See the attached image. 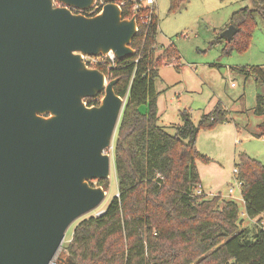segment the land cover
I'll list each match as a JSON object with an SVG mask.
<instances>
[{"label":"water","instance_id":"obj_1","mask_svg":"<svg viewBox=\"0 0 264 264\" xmlns=\"http://www.w3.org/2000/svg\"><path fill=\"white\" fill-rule=\"evenodd\" d=\"M0 0V264H76L56 258L68 228L97 209L125 99L118 79L82 56H134L138 27L117 0ZM230 25L220 38L230 41ZM102 94L98 106L86 99ZM48 115L45 117V115Z\"/></svg>","mask_w":264,"mask_h":264},{"label":"trees","instance_id":"obj_2","mask_svg":"<svg viewBox=\"0 0 264 264\" xmlns=\"http://www.w3.org/2000/svg\"><path fill=\"white\" fill-rule=\"evenodd\" d=\"M253 8L233 13L230 25L237 30L224 51H244L259 18L264 23V0H250ZM139 0H117L124 19L136 18L138 31L130 47L134 56L115 61L114 67L98 66L107 81L118 79L117 96L125 99L113 146V170L117 195L99 216L78 222L64 247L76 264H264V165L240 154L236 179L240 183L244 215L257 220L251 236L241 227L238 205L220 195L207 199L201 192L196 162L211 160L200 154V131H212L228 122L220 104L195 124L187 110L170 135L159 125L155 83L163 66L178 64L174 46L157 45L159 20L152 8L134 12ZM190 0H168L169 13L179 12ZM152 12L150 22L141 17ZM160 49L157 55V50ZM264 87V73L252 71ZM102 94L86 99L98 106ZM146 106V112L140 108ZM253 114L262 120L255 138L264 136V95L256 98ZM92 185V182L90 183ZM108 190V180L97 181Z\"/></svg>","mask_w":264,"mask_h":264},{"label":"rangeland","instance_id":"obj_3","mask_svg":"<svg viewBox=\"0 0 264 264\" xmlns=\"http://www.w3.org/2000/svg\"><path fill=\"white\" fill-rule=\"evenodd\" d=\"M254 6L250 0H190L179 12L170 14L168 0H155L159 18L158 46L162 50L174 46L180 57L177 65H166L159 70V79L155 83L159 125L173 135L174 127L180 124L179 113L183 110L189 111L195 124L218 104L227 112L228 123L240 130L237 144L232 139L227 140L226 128H222L226 124L218 125L216 132L200 131L196 148L198 150L199 139L200 149L207 150L204 152L210 156L206 155L212 164L197 161V165L206 192H219L223 196L220 208L224 201L236 202L242 220L241 227L248 228L251 236L257 229V220H249L244 215L240 188L233 170L240 154H247L264 165V137L249 138L250 134L257 131L262 120L253 114V110L257 96L264 95V87L256 82V75L252 71L260 68L264 73V23L256 18L257 26L244 51L234 49L227 54L224 48L229 41L220 38V34L230 26L233 13ZM140 110L144 113L147 108L142 106ZM216 140L218 142L215 143ZM218 143L222 149L227 147L226 157L220 155L216 147ZM112 151L106 153L112 157ZM92 186L97 187V181H93ZM116 195L117 184L112 167L105 200L97 209L68 228L56 258L68 256L64 247L69 243L76 224L82 219L103 213ZM212 197L208 196L207 199Z\"/></svg>","mask_w":264,"mask_h":264},{"label":"built area","instance_id":"obj_4","mask_svg":"<svg viewBox=\"0 0 264 264\" xmlns=\"http://www.w3.org/2000/svg\"><path fill=\"white\" fill-rule=\"evenodd\" d=\"M154 1L155 0H139V2H136L134 4V8H133L134 12H137L139 9H141L143 7H148L149 9H151L152 5L154 4ZM103 5H104V2L102 0H95L93 7L90 8L89 10H86V11H78L75 9H72V10L74 11L73 13H82L86 16H93V15H95L101 11ZM117 5L121 8V6L123 4L117 3ZM151 14H152V12L149 11V14H146L143 17H141V22L143 25H146L150 22ZM82 61L88 69H97L98 66H105L106 69H110V68L114 67L116 58L112 53H109L103 57L102 56L94 57V56L83 55ZM233 174L236 176V174H237L236 169L233 170ZM236 182L240 188V183L238 181H236ZM101 214L102 213H100L99 215H101ZM99 215H97V216H99Z\"/></svg>","mask_w":264,"mask_h":264},{"label":"crops","instance_id":"obj_5","mask_svg":"<svg viewBox=\"0 0 264 264\" xmlns=\"http://www.w3.org/2000/svg\"><path fill=\"white\" fill-rule=\"evenodd\" d=\"M186 5H188V4H186ZM185 5V6H186ZM152 10H153V13L156 15V10H155V1H154V4L152 5ZM157 16V15H156ZM158 18V17H157ZM158 20H159V18H158ZM229 26V25H228ZM228 26H226L225 27V29L228 27ZM158 29H159V26H158ZM157 45H158V43H157ZM159 47V46H158ZM159 79V78H158ZM226 124V125H225ZM224 125V127H222V128H226L225 130L227 131V134H226V137H227V140H230V139H232L233 140V143L234 144H237V141H238V137H239V134H240V130H237V128L234 126V128L227 122V123H225ZM216 130L218 129V127L217 128H215ZM215 129H214V131H215ZM225 131V132H226ZM216 132V131H215ZM255 133H256V131H254L252 134H250L249 135V138H251V139H257V138H255L254 137V135H255ZM264 137V136H263ZM262 137V138H263ZM199 138V137H198ZM249 138H244L245 140L247 139H249ZM262 138H260V139H262ZM264 139V138H263ZM216 142H218L217 140L215 141V143ZM200 140L198 139V141H197V147H198V150H200V154H202V153H204L203 155L204 156H206V155H208L206 152H204V151H207L205 148H204V150H201L200 149ZM217 146V149H218V151L220 152V155L221 156H225L226 157V152H227V147L226 148H220V143H218V144H216ZM225 145V144H224ZM209 156V155H208ZM208 156H206V157H208ZM210 157V156H209ZM214 163V162H213ZM210 164H212V163H210ZM209 165V164H208ZM196 167H197V170H198V174H199V178H200V183H201V192L202 193H204L206 196H217V195H220L221 196V194H219V192H215V193H207L206 192V190H205V185H204V183H203V179H202V175H201V173L199 172V167H198V165H197V162H196ZM232 190V189H231ZM230 190V192H232ZM222 198H223V196H221ZM224 198H226V197H224ZM243 202V201H242ZM243 205H244V203H243Z\"/></svg>","mask_w":264,"mask_h":264},{"label":"flooded vegetation","instance_id":"obj_6","mask_svg":"<svg viewBox=\"0 0 264 264\" xmlns=\"http://www.w3.org/2000/svg\"><path fill=\"white\" fill-rule=\"evenodd\" d=\"M52 3H53V7L54 8H58L60 7V4L56 1V0H52ZM72 12H74L73 10H71ZM48 116L47 114L45 115V117Z\"/></svg>","mask_w":264,"mask_h":264}]
</instances>
